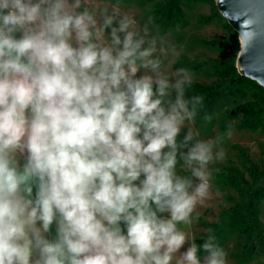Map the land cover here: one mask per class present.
<instances>
[{
  "label": "clouds",
  "instance_id": "clouds-1",
  "mask_svg": "<svg viewBox=\"0 0 264 264\" xmlns=\"http://www.w3.org/2000/svg\"><path fill=\"white\" fill-rule=\"evenodd\" d=\"M170 52L118 9L0 0V264H228L183 227L225 151Z\"/></svg>",
  "mask_w": 264,
  "mask_h": 264
},
{
  "label": "trees",
  "instance_id": "trees-1",
  "mask_svg": "<svg viewBox=\"0 0 264 264\" xmlns=\"http://www.w3.org/2000/svg\"><path fill=\"white\" fill-rule=\"evenodd\" d=\"M152 15L163 27L169 24L183 26L181 10L193 8L200 3L210 6L211 14L202 17L210 23L221 22L225 28L223 35L205 43L218 48V56L211 66L215 80L211 84L194 83L189 97H204L203 108L196 119L203 121L205 116L213 113L222 103H234L229 111L232 118H239L243 128L252 132L264 133V88L258 83L240 75L237 59L241 50L239 34L233 30L218 11L215 0H154ZM245 174L238 169H230L225 177V184L233 190L237 197H230L228 210L223 211L219 221L206 223L207 231L195 240L201 244L209 231L215 236L216 242L224 248L235 239L233 256L239 262L264 255V226L261 220V205L264 202V167L253 162L246 150L239 154ZM203 253H201L202 255ZM261 264H264L260 262Z\"/></svg>",
  "mask_w": 264,
  "mask_h": 264
},
{
  "label": "rangeland",
  "instance_id": "rangeland-1",
  "mask_svg": "<svg viewBox=\"0 0 264 264\" xmlns=\"http://www.w3.org/2000/svg\"><path fill=\"white\" fill-rule=\"evenodd\" d=\"M154 2V0H82L86 7L95 8L98 6L99 8H108L110 11L118 9L121 15H127L134 19L141 32L147 28L150 35L163 38L167 46L174 49L166 61V63H171V71L186 68L192 74V85L197 82L211 84L215 80L212 76L211 66L218 56V48L205 42L223 35L225 33L223 24L217 20L210 23L204 22L202 17L209 16L211 9L208 4L200 3L193 8L181 10L183 20L181 28L176 24L163 27L153 18ZM190 88L186 89L188 97ZM233 106L234 103L231 102L222 103L212 114L208 115L211 117L208 122L196 119L193 126L202 139L215 137L218 134L222 136L221 147L225 151L224 160L210 166V183L212 184L210 198L203 205L197 207L193 214L192 224L183 226L194 241L207 231L206 223H216L223 211L229 209L230 197H237L236 193L225 184L224 179L231 168L238 169L242 174H245L239 156L241 150H246L253 162L264 167V133L261 131L252 132L243 128L239 118H232L229 115ZM183 131H187V128ZM227 133H231V135L229 136ZM181 174L187 173L181 172ZM261 220L264 226V202L261 205ZM234 241L233 238L223 248L227 254L228 264L264 263L263 254L245 263L239 262L238 258L233 256Z\"/></svg>",
  "mask_w": 264,
  "mask_h": 264
},
{
  "label": "water",
  "instance_id": "water-1",
  "mask_svg": "<svg viewBox=\"0 0 264 264\" xmlns=\"http://www.w3.org/2000/svg\"><path fill=\"white\" fill-rule=\"evenodd\" d=\"M221 16L239 34L240 75L264 88V0H215Z\"/></svg>",
  "mask_w": 264,
  "mask_h": 264
}]
</instances>
